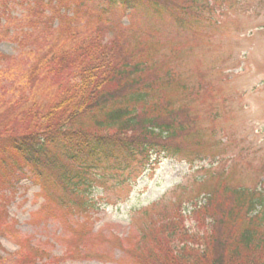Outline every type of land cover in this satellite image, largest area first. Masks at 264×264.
I'll return each mask as SVG.
<instances>
[{
  "label": "rangeland",
  "instance_id": "obj_1",
  "mask_svg": "<svg viewBox=\"0 0 264 264\" xmlns=\"http://www.w3.org/2000/svg\"><path fill=\"white\" fill-rule=\"evenodd\" d=\"M47 1L0 0L5 24L0 71L24 70L33 61L32 50L64 47L70 32L80 31V38L70 41L76 44L96 31L157 72L161 84L151 103L168 101L169 110L181 112L176 126L186 120L192 131L144 164L131 163L125 171L105 164L92 189L81 195L83 207L75 205L80 195L50 183L41 190L28 179L18 180L25 164L0 154L8 161L0 164V264H151L144 253L160 257L163 235L157 237L158 230L171 215L181 212L182 224L196 233L203 215L193 212L210 198L212 212H219L229 202L226 190L264 195V0L206 7L198 18L187 15V27L162 9L159 14L129 12L106 0H65L58 9L74 21L59 31L57 21L51 30L40 27L20 45L28 24L37 21L29 8L39 7L46 16L50 11L45 14L42 7ZM6 73L15 77L13 70ZM14 83H1L0 128L13 112L4 103L11 89L17 92L18 80ZM187 107L191 112L185 117ZM162 109L156 107L151 115L172 121Z\"/></svg>",
  "mask_w": 264,
  "mask_h": 264
},
{
  "label": "trees",
  "instance_id": "obj_2",
  "mask_svg": "<svg viewBox=\"0 0 264 264\" xmlns=\"http://www.w3.org/2000/svg\"><path fill=\"white\" fill-rule=\"evenodd\" d=\"M226 1L106 0L109 6L129 12L159 14L165 10L186 27L187 15L198 18L197 12ZM58 7H65V0H48L42 7L45 14L50 11L46 16L39 7H30L37 21L28 24L30 29L27 27L18 43L25 46L26 35L36 36L44 26L51 30L55 21L58 31L74 21L64 17ZM4 26L0 16V42ZM68 34L64 47L42 50L37 46L38 52L32 50L33 61L24 70L0 71V87L4 81L11 87L16 86L14 80L19 83L17 92L11 89V98L4 103L13 112L3 118L7 124L0 128V154L17 156L25 164L26 172L16 175L18 180L28 179L41 190L50 183L62 192L80 195L75 205L83 207L86 203L81 195L92 189L97 171L105 164L125 171L131 163L149 162L155 152L169 151L172 140L178 144L176 138L188 136L192 129L186 127V120L176 126V114L181 112L169 110L168 101L151 103L161 84L151 66L127 56L115 39L103 41L96 31L76 44L70 41L80 38V31ZM12 70L15 77H8L6 72ZM42 84L48 87H37ZM156 107L168 110L172 121L164 123L162 117L152 116ZM190 112L187 107L185 117ZM7 162L0 160V164ZM226 193L229 202L224 211L212 212L210 198L207 205L193 212L203 215L196 233L182 224L185 217L181 212L165 219L157 234L163 235L158 239L160 257L143 252L151 264H264V195L257 190Z\"/></svg>",
  "mask_w": 264,
  "mask_h": 264
}]
</instances>
